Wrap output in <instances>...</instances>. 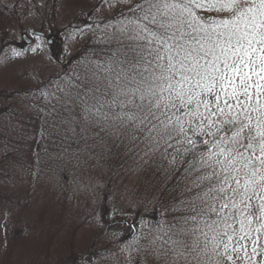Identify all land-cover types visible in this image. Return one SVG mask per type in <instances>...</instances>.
Masks as SVG:
<instances>
[{
	"label": "snow or ice",
	"instance_id": "1",
	"mask_svg": "<svg viewBox=\"0 0 264 264\" xmlns=\"http://www.w3.org/2000/svg\"><path fill=\"white\" fill-rule=\"evenodd\" d=\"M127 2L116 48L64 92L63 131L180 155L191 207L128 248L157 264H264V0Z\"/></svg>",
	"mask_w": 264,
	"mask_h": 264
},
{
	"label": "rangeland",
	"instance_id": "2",
	"mask_svg": "<svg viewBox=\"0 0 264 264\" xmlns=\"http://www.w3.org/2000/svg\"><path fill=\"white\" fill-rule=\"evenodd\" d=\"M128 7L127 0H0V264H134L138 258L127 245L120 249L116 230L129 235V229L114 227L115 217L128 221L144 198L140 190L159 186L160 172L171 178L180 155L125 132L95 136L77 127L72 136L60 125L68 115L64 92L76 74L116 48L117 22ZM36 31L54 44L34 37ZM87 140L91 149L81 156ZM191 187L175 190L178 205L183 196L192 204ZM170 214L171 220L176 214Z\"/></svg>",
	"mask_w": 264,
	"mask_h": 264
},
{
	"label": "trees",
	"instance_id": "3",
	"mask_svg": "<svg viewBox=\"0 0 264 264\" xmlns=\"http://www.w3.org/2000/svg\"><path fill=\"white\" fill-rule=\"evenodd\" d=\"M91 12V11H90ZM104 24V23H101ZM99 24V26L101 25ZM83 32V31H82ZM116 45V44H115ZM111 48V45H110ZM88 62H92L91 59H87ZM88 140L86 141V144L84 146V149L82 151V155L84 156L86 154H89L88 149H91L92 144H87ZM166 154L168 152L166 151ZM175 158V159H174ZM175 162L172 161L171 170L169 172V176H172L171 178H168V173L165 171V174L158 173L156 176L159 180V186H155L153 189L149 187L142 188L140 190V193L144 195V198L141 199V202H138V207L135 211L129 212L130 218L128 221L121 220V218H124L119 213H117V217H115L114 227H127L129 229V235H123L121 232V229L117 228L116 232L121 236L122 244L120 245V249L124 246V250L126 249V245L132 242L133 234H136L137 236H148L150 238L151 234H154L149 232L150 229H154L158 224L163 223L166 219L170 220V210L174 211L175 214L177 212L176 209L184 210L191 207L190 203L184 202L182 204L179 203V199H176L178 193L175 192L178 188H182V184H187L188 180L185 179V173L183 171V165H178L180 163V159L178 157L174 156ZM95 164V159L88 161L87 165H84L83 169L88 168V166H92ZM86 172L88 170H85ZM67 175V174H66ZM163 177V181H162ZM188 196H183L181 201L186 200ZM176 199V200H175ZM180 201V202H181ZM187 205L189 207L187 208ZM164 212V213H163ZM163 213V214H161ZM106 214H108V210H106ZM174 216V215H173ZM105 218V217H104ZM143 222V225H142ZM112 226V225H111ZM124 237H126V243L123 245ZM140 244H147L146 239H141ZM140 245L133 244L131 247V250L134 252H137L136 249ZM147 253H140L138 252V255L136 260L134 261V264H139V261L142 259V255ZM148 255V254H147ZM141 257V259H139ZM147 258V264H157V262L153 259L151 255L146 256Z\"/></svg>",
	"mask_w": 264,
	"mask_h": 264
},
{
	"label": "water",
	"instance_id": "4",
	"mask_svg": "<svg viewBox=\"0 0 264 264\" xmlns=\"http://www.w3.org/2000/svg\"><path fill=\"white\" fill-rule=\"evenodd\" d=\"M34 35H35V36L44 37V34L39 33V32H36ZM22 37H23L22 40H23L27 45H32V43H33V40H32V39H30V38L27 37L26 35H23ZM51 43H52V41H49V44H51Z\"/></svg>",
	"mask_w": 264,
	"mask_h": 264
}]
</instances>
